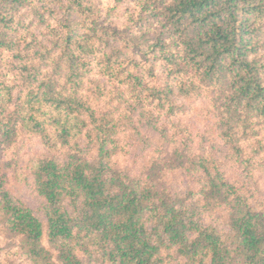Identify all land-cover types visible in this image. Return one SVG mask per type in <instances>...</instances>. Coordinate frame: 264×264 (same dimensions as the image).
I'll return each mask as SVG.
<instances>
[{
    "label": "trees",
    "instance_id": "16d2710c",
    "mask_svg": "<svg viewBox=\"0 0 264 264\" xmlns=\"http://www.w3.org/2000/svg\"><path fill=\"white\" fill-rule=\"evenodd\" d=\"M23 262L264 264V0H0Z\"/></svg>",
    "mask_w": 264,
    "mask_h": 264
},
{
    "label": "rangeland",
    "instance_id": "374dc122",
    "mask_svg": "<svg viewBox=\"0 0 264 264\" xmlns=\"http://www.w3.org/2000/svg\"><path fill=\"white\" fill-rule=\"evenodd\" d=\"M23 146L24 147L21 150V155L26 156V157H30L31 155H33L35 153L39 154V152L41 151V147H40L39 143L35 142V141L27 142ZM6 243H8L9 246L12 248H15L16 247L15 245L17 244V242L15 240L7 241ZM16 261L19 262L20 260L17 259ZM22 264H28V263L23 262Z\"/></svg>",
    "mask_w": 264,
    "mask_h": 264
}]
</instances>
